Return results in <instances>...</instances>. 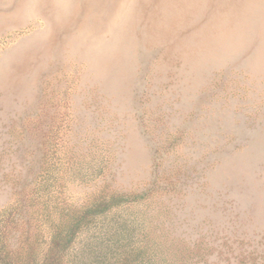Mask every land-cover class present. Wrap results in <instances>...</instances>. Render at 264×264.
<instances>
[{"label":"rangeland","instance_id":"rangeland-1","mask_svg":"<svg viewBox=\"0 0 264 264\" xmlns=\"http://www.w3.org/2000/svg\"><path fill=\"white\" fill-rule=\"evenodd\" d=\"M111 196L72 254L264 264V0H0V247Z\"/></svg>","mask_w":264,"mask_h":264},{"label":"trees","instance_id":"trees-1","mask_svg":"<svg viewBox=\"0 0 264 264\" xmlns=\"http://www.w3.org/2000/svg\"><path fill=\"white\" fill-rule=\"evenodd\" d=\"M118 198H102L89 209L69 213L68 218L61 219L58 224L59 230L51 234L46 250L33 245L25 249L24 255H12L7 245H3L0 247V264H175L164 251L156 249L153 241H141L136 231L119 223V219L104 225L102 218L101 228L92 235L88 234L85 245L72 254L71 249L78 235L84 231L89 233L96 224L94 213L102 208L117 206Z\"/></svg>","mask_w":264,"mask_h":264},{"label":"bare ground","instance_id":"bare-ground-1","mask_svg":"<svg viewBox=\"0 0 264 264\" xmlns=\"http://www.w3.org/2000/svg\"><path fill=\"white\" fill-rule=\"evenodd\" d=\"M184 3V2H183ZM184 12V11H183ZM110 32V31H109ZM126 55V54H125Z\"/></svg>","mask_w":264,"mask_h":264}]
</instances>
